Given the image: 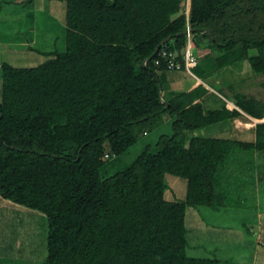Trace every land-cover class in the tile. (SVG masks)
Segmentation results:
<instances>
[{
  "label": "trees",
  "instance_id": "trees-1",
  "mask_svg": "<svg viewBox=\"0 0 264 264\" xmlns=\"http://www.w3.org/2000/svg\"><path fill=\"white\" fill-rule=\"evenodd\" d=\"M58 1L65 48L42 51L46 59L34 66L1 67L0 199L42 217L34 228L19 214L12 231L45 234L43 264H221L215 254L189 253L197 244L188 208L248 207V192L264 179V121L236 125L264 120V100L219 80L248 61L264 87V0H191L189 12L188 0ZM208 64L223 88L209 80ZM168 71L193 81L167 90ZM197 77L214 90L200 80L192 87ZM165 120L170 133L102 174L107 159ZM225 120L253 138L205 134ZM169 175L185 180L182 196L168 195Z\"/></svg>",
  "mask_w": 264,
  "mask_h": 264
},
{
  "label": "rangeland",
  "instance_id": "rangeland-1",
  "mask_svg": "<svg viewBox=\"0 0 264 264\" xmlns=\"http://www.w3.org/2000/svg\"><path fill=\"white\" fill-rule=\"evenodd\" d=\"M19 1L0 0V90L1 67L4 61L16 66H34L46 59L42 51L54 47L63 50L66 45L63 1L36 0L33 5H23ZM28 38H32L31 44L27 41ZM251 54L254 55L255 51L252 50ZM212 69L213 66L206 70L209 73ZM211 73L209 80L217 88H223L218 83L219 80L223 81L224 85L234 83L236 90L264 100V87L261 85L263 77L255 75L248 61L224 69L220 72L218 81L215 80L216 72ZM166 76L167 90L184 89L193 81L192 77L181 71H168ZM226 90L228 92L225 93L231 97L234 89ZM209 97L213 99L212 105L216 106L218 103L215 96L211 94ZM236 125L247 128L253 126L244 125L242 121H236ZM204 129L205 134L223 135L224 131H232L240 138H253L251 130L244 128L233 130L230 120L214 123ZM171 131L170 121L165 120L158 128L143 135L124 153L107 159L102 174L109 176L124 168L147 144L155 143L160 134ZM259 182L254 186L255 191L248 192L250 196L248 207L240 209L223 207L221 211L210 210L209 207H203L202 210L188 208V222L192 228L190 241L193 245L197 244V247L189 248L190 254L195 256L215 254L223 259L221 264H264V240L263 244L259 243L261 236L264 238V179ZM169 185L171 188L167 192L170 197L174 192L178 196L184 194L186 185L183 178L169 175ZM245 188L247 189L248 185ZM32 213L31 210L0 199V264H43L41 258L46 253L45 234L41 231L39 235L37 232L40 231L27 227L12 231V221L18 220L20 216L23 223L26 219L27 224L33 222L36 228L35 226L42 222V217L36 212Z\"/></svg>",
  "mask_w": 264,
  "mask_h": 264
},
{
  "label": "built area",
  "instance_id": "built-area-1",
  "mask_svg": "<svg viewBox=\"0 0 264 264\" xmlns=\"http://www.w3.org/2000/svg\"><path fill=\"white\" fill-rule=\"evenodd\" d=\"M188 44H189V45H187L188 48L186 47V59H185V61H186L187 68L189 70H191V68L197 64V56L192 49L191 38H189ZM158 61L159 60H157V62ZM169 65H170V67H174V66L180 67V65L174 61H171Z\"/></svg>",
  "mask_w": 264,
  "mask_h": 264
},
{
  "label": "crops",
  "instance_id": "crops-1",
  "mask_svg": "<svg viewBox=\"0 0 264 264\" xmlns=\"http://www.w3.org/2000/svg\"><path fill=\"white\" fill-rule=\"evenodd\" d=\"M189 2V1H188ZM189 6H190V2H189V4H188V8H189ZM198 80H201L203 83H205V84H207L206 86L207 87H209L210 88V90L211 89H213V87L210 85V84H208V83H206V82H204L201 78H199V77H197V80L194 82V84L192 85V87H195V86H197L199 83H198ZM230 102H233L232 100H228V103H230ZM234 103V102H233ZM234 106L236 107V105H235V103H234ZM249 117H251L250 115H249ZM253 117H251V119H252ZM253 120L255 121V122H258V121H260V120H257V119H255V118H253ZM236 121H241L240 119H237ZM261 121H264V120H261ZM244 125L245 124H250V126L251 125H254V122L252 121V122H242Z\"/></svg>",
  "mask_w": 264,
  "mask_h": 264
},
{
  "label": "water",
  "instance_id": "water-1",
  "mask_svg": "<svg viewBox=\"0 0 264 264\" xmlns=\"http://www.w3.org/2000/svg\"><path fill=\"white\" fill-rule=\"evenodd\" d=\"M188 1H189L190 4H191V0H188ZM189 2H188V4H189ZM189 10H190V6H189V8H188V12H189ZM160 45H161V43L158 45V47H157V49H156L155 52H157V50L159 49ZM258 122H262V121H258ZM242 124H243V123H242Z\"/></svg>",
  "mask_w": 264,
  "mask_h": 264
},
{
  "label": "clouds",
  "instance_id": "clouds-1",
  "mask_svg": "<svg viewBox=\"0 0 264 264\" xmlns=\"http://www.w3.org/2000/svg\"><path fill=\"white\" fill-rule=\"evenodd\" d=\"M202 83V82H201ZM237 120V119H236ZM252 120H253V118H252ZM242 121V120H241ZM254 121V120H253ZM243 122V121H242ZM257 123V122H256ZM256 123H254V125L256 124ZM238 126H240V125H238Z\"/></svg>",
  "mask_w": 264,
  "mask_h": 264
}]
</instances>
